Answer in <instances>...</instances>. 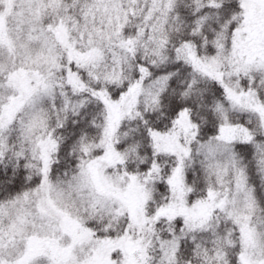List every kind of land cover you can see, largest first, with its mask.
Masks as SVG:
<instances>
[{"label":"snow or ice","instance_id":"6c2138e0","mask_svg":"<svg viewBox=\"0 0 264 264\" xmlns=\"http://www.w3.org/2000/svg\"><path fill=\"white\" fill-rule=\"evenodd\" d=\"M0 264H264V0H0Z\"/></svg>","mask_w":264,"mask_h":264}]
</instances>
